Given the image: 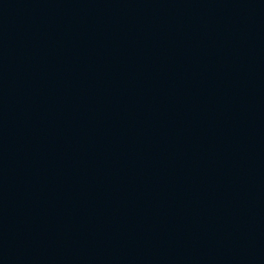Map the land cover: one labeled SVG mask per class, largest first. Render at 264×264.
<instances>
[{"label":"water","instance_id":"water-1","mask_svg":"<svg viewBox=\"0 0 264 264\" xmlns=\"http://www.w3.org/2000/svg\"><path fill=\"white\" fill-rule=\"evenodd\" d=\"M0 264H264V0H0Z\"/></svg>","mask_w":264,"mask_h":264}]
</instances>
